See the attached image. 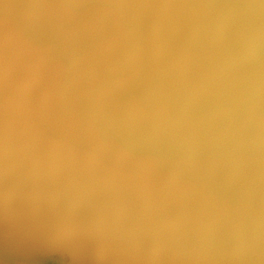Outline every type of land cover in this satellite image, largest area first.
Here are the masks:
<instances>
[{
	"label": "clouds",
	"instance_id": "1",
	"mask_svg": "<svg viewBox=\"0 0 264 264\" xmlns=\"http://www.w3.org/2000/svg\"><path fill=\"white\" fill-rule=\"evenodd\" d=\"M10 233L81 264H264V0H0Z\"/></svg>",
	"mask_w": 264,
	"mask_h": 264
},
{
	"label": "water",
	"instance_id": "2",
	"mask_svg": "<svg viewBox=\"0 0 264 264\" xmlns=\"http://www.w3.org/2000/svg\"><path fill=\"white\" fill-rule=\"evenodd\" d=\"M4 264H81L72 253L43 236L8 234L0 238Z\"/></svg>",
	"mask_w": 264,
	"mask_h": 264
},
{
	"label": "bare ground",
	"instance_id": "3",
	"mask_svg": "<svg viewBox=\"0 0 264 264\" xmlns=\"http://www.w3.org/2000/svg\"><path fill=\"white\" fill-rule=\"evenodd\" d=\"M4 260H5L4 258L0 259V261H3V262H4ZM4 263H5V262H4Z\"/></svg>",
	"mask_w": 264,
	"mask_h": 264
}]
</instances>
